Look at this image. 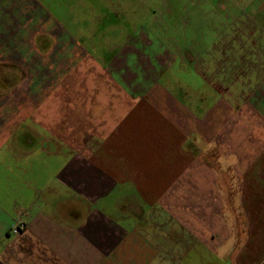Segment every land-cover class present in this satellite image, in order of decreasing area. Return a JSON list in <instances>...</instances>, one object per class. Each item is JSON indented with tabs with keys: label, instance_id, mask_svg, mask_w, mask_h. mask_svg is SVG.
<instances>
[{
	"label": "crops",
	"instance_id": "crops-1",
	"mask_svg": "<svg viewBox=\"0 0 264 264\" xmlns=\"http://www.w3.org/2000/svg\"><path fill=\"white\" fill-rule=\"evenodd\" d=\"M46 1L0 0V78L26 80L31 101L10 134L0 121V171L20 198L0 200V264H264V27L252 22L264 20V0L224 33L247 41L175 52L155 33L108 25L106 11L125 16L126 0H87L104 27L98 58L84 63L96 75L82 63L68 78L82 88L67 96L43 95L56 86L49 69L79 54ZM165 52L176 57L169 69ZM9 106L0 117L17 115ZM40 154L52 166L38 190L27 173Z\"/></svg>",
	"mask_w": 264,
	"mask_h": 264
},
{
	"label": "rangeland",
	"instance_id": "rangeland-1",
	"mask_svg": "<svg viewBox=\"0 0 264 264\" xmlns=\"http://www.w3.org/2000/svg\"><path fill=\"white\" fill-rule=\"evenodd\" d=\"M43 1V5L48 8L47 1ZM55 1L56 4H51L50 6V13L56 18V21L59 18L60 25L65 28L66 40H72L73 44L75 43L73 48L79 51V54L72 56L70 59L71 62L67 61V66L64 70L60 68L61 61L56 63L55 68L49 69L48 76L53 77L56 86L45 85L43 95H50L52 92L55 93L59 88L58 92L61 94L64 93L67 96L73 92L80 91L82 88L78 83L74 84V81L69 80L74 77L76 79V75H80L79 72H76L77 67L83 65L82 67L87 70L88 75H96L95 71L92 72L93 65L85 66L84 63H86L85 61L89 62L90 60L96 59V57L98 58V54L92 46L101 42L100 36L96 34V31L100 33L104 27L99 28L101 23L96 19H91V16L94 17V15L86 8L88 6L86 4L87 0H65V10L60 9V15L58 9L60 5L58 7V0ZM109 1L115 5L116 9H119V0ZM250 4L251 0H231L224 2V4L223 0H126L125 16H122L120 9L117 12L118 14H112L106 11V20L108 19L109 21L108 25L114 28L116 27L119 30L124 29L127 34L132 33L133 35H137L140 32H146V34L155 33L165 45V48L173 52L176 51L180 43H182L181 46L188 45L193 48L205 47V49L218 50L224 41L237 39L235 36H238L239 31H233L227 37H224V33L232 29L239 30L245 26V23L250 18L248 14L250 12V9H248ZM223 6L225 9H223ZM219 7L222 8L220 13L216 11ZM151 20L156 21L157 25L152 27L150 25ZM252 22L254 24L256 23L258 27H264V20H253ZM105 25L106 27L108 26L107 23ZM238 38L247 41L246 35L238 36ZM102 43L104 44L105 42ZM70 54L72 52L67 51V60H69L68 56ZM214 54L220 56L219 51H215ZM162 57V60L165 61V67L167 69L172 67L173 61L176 58L175 55L172 53V56L169 58V53L165 52ZM212 57L214 56L210 55L211 59H213ZM70 64L71 67H69ZM104 76H107V74L100 71V77L103 78ZM82 78L90 80V76ZM0 79V108L6 106L9 108V105L12 104L18 110L17 115L0 117L2 129L8 135L10 134L9 130L12 123H22L27 118V109H29L31 101L26 98L28 95L26 91L27 85L24 84L26 80L22 81L21 84H13L8 83L4 78ZM88 80L87 82H89ZM164 80L161 78L158 82L160 86L166 87ZM87 82L84 80L86 85H91L93 88V84H87ZM37 89L40 90V88ZM33 90L37 92L36 87ZM105 91H109V89ZM8 95H11L10 99ZM4 96L8 97L3 98ZM40 101L41 99L35 100L34 103ZM66 103H71V101H66ZM51 163V157L44 154L36 156L34 163L31 161V165L34 168L32 173L28 170L27 174H31L34 177V180L28 181L32 187L40 190L41 180L36 179V176L39 177L38 175L46 174L49 170L48 167L50 168L52 166ZM20 164L22 163H19L17 166L21 167ZM10 175L14 174H10V171L7 172L4 168L0 171V200L3 201L5 206L10 204L9 193L13 194H11L12 202L16 201V198L20 200L18 196H15L17 195L14 191L16 190L15 187L11 186L7 180ZM26 184L27 180L24 183L22 182L20 184V190H24ZM53 187L57 191L62 189L57 184H53ZM2 193L6 195L1 196ZM42 203L43 200L38 203L39 206Z\"/></svg>",
	"mask_w": 264,
	"mask_h": 264
},
{
	"label": "built area",
	"instance_id": "built-area-1",
	"mask_svg": "<svg viewBox=\"0 0 264 264\" xmlns=\"http://www.w3.org/2000/svg\"><path fill=\"white\" fill-rule=\"evenodd\" d=\"M25 228V224H18L15 228H14V232L15 233H19L20 231H22Z\"/></svg>",
	"mask_w": 264,
	"mask_h": 264
}]
</instances>
